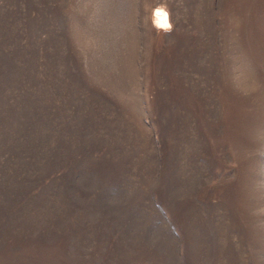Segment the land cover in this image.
<instances>
[{
	"label": "rangeland",
	"instance_id": "374dc122",
	"mask_svg": "<svg viewBox=\"0 0 264 264\" xmlns=\"http://www.w3.org/2000/svg\"><path fill=\"white\" fill-rule=\"evenodd\" d=\"M0 264H264V0H0Z\"/></svg>",
	"mask_w": 264,
	"mask_h": 264
},
{
	"label": "bare ground",
	"instance_id": "6f19581e",
	"mask_svg": "<svg viewBox=\"0 0 264 264\" xmlns=\"http://www.w3.org/2000/svg\"><path fill=\"white\" fill-rule=\"evenodd\" d=\"M150 22L152 26L156 28L168 30L169 23L165 12H160L159 10L153 11L150 17Z\"/></svg>",
	"mask_w": 264,
	"mask_h": 264
}]
</instances>
